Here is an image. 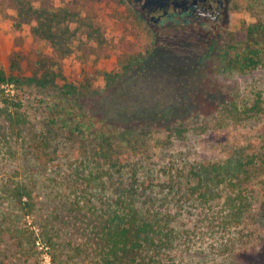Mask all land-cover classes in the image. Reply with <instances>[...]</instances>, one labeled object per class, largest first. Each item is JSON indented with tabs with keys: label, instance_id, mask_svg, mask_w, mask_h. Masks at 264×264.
<instances>
[{
	"label": "rangeland",
	"instance_id": "1",
	"mask_svg": "<svg viewBox=\"0 0 264 264\" xmlns=\"http://www.w3.org/2000/svg\"><path fill=\"white\" fill-rule=\"evenodd\" d=\"M223 1L218 20L201 19L202 26L192 23L171 31L151 22L132 0H0V71L18 75L26 82V130L31 140L47 128L50 105L60 95L54 86L61 91L71 86L75 89L71 98L77 99L76 105L68 104L60 113L67 114L71 109L73 115L87 120L89 115L106 114L110 121L122 125L121 129L130 127L133 122L130 119L138 118L145 107L152 109V103L165 102L163 108L157 109L159 114L152 117V133L146 147L136 151L126 147L116 150L128 166L148 165L161 174L158 179L165 181L168 177L162 171L167 168L181 171L182 176L197 164L210 167L231 160L253 137L264 132V120L239 126L227 117L220 103L247 99L255 94L264 99V64L252 71L225 74L212 59L220 58L222 51L228 53V58L240 59L245 43L250 40L247 30L264 24V0ZM262 27L250 40L253 48L262 47ZM128 68L132 71L127 73ZM118 74L120 77L114 78ZM200 82L206 86L215 84V90L207 89L204 93L213 102L204 107L205 115L196 114L195 100L201 97L200 90L188 89L189 86L196 88ZM102 100L111 103L107 106L108 112L104 105L101 104V109L98 107ZM132 105L139 108L131 110ZM125 107L126 115L116 112ZM58 112L52 109V116L57 117ZM174 125H180V135L169 132ZM75 139L69 145L73 147L67 150L68 155L59 153L63 157L57 160L41 159L47 160L49 175L58 164L94 158L89 140H81L79 136ZM81 144L83 147L79 148ZM254 149H246V153H257ZM251 177L254 188L249 186L248 191L255 193L248 201L241 224L221 232L214 222L213 232L197 235L196 225L201 215L191 205L181 215V225L175 232L178 237L183 230L191 231V243L162 251L161 254H168L166 257L160 254L162 262L242 264L238 258L234 259L235 254L254 251L264 239V170H253ZM231 183L224 182L213 192L215 199L206 212L220 213V197L237 191ZM195 187L194 181L186 190L193 195L203 192L194 190ZM172 192L180 191L174 188ZM34 202L36 225L47 223L61 231V240L78 251H94L95 242L85 245L90 242L86 226L90 216L80 211L69 213L57 205L58 201L52 199L47 189L34 190ZM222 237L232 239L233 244L228 246L229 253L220 255L214 251V243ZM210 245L212 248L206 250ZM0 247L3 249L4 245ZM42 251L41 261L50 264L45 248ZM83 254L79 253L80 258H75L73 264L83 262ZM3 256L6 264L31 261L22 257L13 260L6 253Z\"/></svg>",
	"mask_w": 264,
	"mask_h": 264
},
{
	"label": "trees",
	"instance_id": "2",
	"mask_svg": "<svg viewBox=\"0 0 264 264\" xmlns=\"http://www.w3.org/2000/svg\"><path fill=\"white\" fill-rule=\"evenodd\" d=\"M259 27H262V47L253 48L250 40L258 33ZM247 32L250 40L245 43L240 59L238 56L228 58L226 51L220 52L218 59L213 57L212 61L218 62L221 73L252 71L264 64V24L252 26ZM145 60L146 57L143 62ZM130 71L131 68L126 69L127 73ZM25 84V80L18 75H6L0 71V246L4 245L3 249L0 247V264H6L5 253L13 260L22 257L27 262L31 260L28 264H44L40 259L43 248L50 264H73L82 252L84 261H78V264H164L160 257L162 251L176 245L186 246L193 239L188 229L180 232L178 237L175 234L181 225V215L187 213L191 205L194 209L198 208L201 215L196 225L197 235L213 232L214 222L221 232L241 224L248 201L255 193L254 190L248 191L249 186L254 188L251 173L257 169L264 170V132L253 137L244 145L242 152L223 164L210 167L197 164L182 176L179 174L181 171L167 168L162 172L168 179L162 181L158 179L161 174L148 165L136 167L134 163L131 166L124 164L116 150L126 147L136 151L146 147V140L152 133V117L159 114L157 109L163 108L165 102L152 103V109L145 107L147 109H142L138 118L130 119L133 121L130 127L121 129L123 126L110 121L106 114H88L90 117L87 120L73 115L71 109L65 111L67 114L60 113L68 104L75 106L77 99L71 98L75 90L73 87L61 91L55 85L60 95L50 105L47 128L31 140L26 130ZM190 87L202 94L195 100L196 114L205 115L204 107L213 105V102L207 100L204 93L207 89L215 90V84L206 86L200 82L196 88L189 86V90ZM101 104L108 112L107 106L111 103L99 101L100 109ZM220 105L227 117L239 126L264 120V99L259 95L239 101H222ZM132 106L131 110L139 108L138 105ZM52 109L59 111L57 117L52 116ZM121 110L116 112L122 115L128 113L126 107ZM179 128L180 125H174L169 132L180 135L182 131ZM75 136L89 140L94 158L78 160L74 164H58L53 174L49 175L47 160L41 159L57 160L68 155L66 152L73 147L69 145L76 140ZM36 149L40 150L39 153ZM246 149H254L253 152L257 153H246ZM232 180L235 183H231ZM194 181L197 185L194 190L203 192L193 195L186 190V186ZM224 182L236 186L237 191L220 197V213L206 212L211 200L215 199L213 192L218 191ZM174 188L180 192H172ZM36 189L49 190L52 199L58 201L57 205L66 208L69 213L80 211L90 216V221L86 222L90 242L85 245L95 242L94 251H78L69 242L61 240V231H56L47 223L35 224ZM232 244V239L222 237L214 243V251L220 255L227 254L230 252L228 246ZM210 248L211 245L206 250ZM161 255L166 257L168 254ZM237 258L242 264H264V239L254 251L235 254L234 259Z\"/></svg>",
	"mask_w": 264,
	"mask_h": 264
},
{
	"label": "flooded vegetation",
	"instance_id": "3",
	"mask_svg": "<svg viewBox=\"0 0 264 264\" xmlns=\"http://www.w3.org/2000/svg\"><path fill=\"white\" fill-rule=\"evenodd\" d=\"M169 0L167 6L161 9L151 8L142 10L149 20L158 27L168 30L181 29L183 26L196 23L202 26L199 20H218L224 8L223 0ZM183 3L181 6L176 4ZM137 5H141L138 3Z\"/></svg>",
	"mask_w": 264,
	"mask_h": 264
},
{
	"label": "water",
	"instance_id": "4",
	"mask_svg": "<svg viewBox=\"0 0 264 264\" xmlns=\"http://www.w3.org/2000/svg\"><path fill=\"white\" fill-rule=\"evenodd\" d=\"M169 0H132L133 3L138 4L141 3L140 7L141 10H150L151 8L154 9H161L167 6V2ZM196 1L193 0V4H195ZM183 3L176 4L177 6H181Z\"/></svg>",
	"mask_w": 264,
	"mask_h": 264
}]
</instances>
